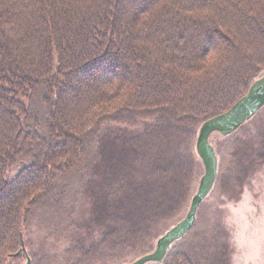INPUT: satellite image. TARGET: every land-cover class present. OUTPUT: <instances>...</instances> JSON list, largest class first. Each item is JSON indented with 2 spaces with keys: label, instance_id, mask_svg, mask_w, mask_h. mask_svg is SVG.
<instances>
[{
  "label": "trees",
  "instance_id": "trees-1",
  "mask_svg": "<svg viewBox=\"0 0 264 264\" xmlns=\"http://www.w3.org/2000/svg\"><path fill=\"white\" fill-rule=\"evenodd\" d=\"M263 75L264 0H0V264L152 252L204 173L201 125ZM209 141L194 224L145 264H231L221 201L206 203L264 164V106ZM36 224L45 246L24 255Z\"/></svg>",
  "mask_w": 264,
  "mask_h": 264
},
{
  "label": "rangeland",
  "instance_id": "rangeland-1",
  "mask_svg": "<svg viewBox=\"0 0 264 264\" xmlns=\"http://www.w3.org/2000/svg\"><path fill=\"white\" fill-rule=\"evenodd\" d=\"M240 186L239 195L234 200L222 204L224 199L222 200L218 191H215L206 205L214 209L213 206L219 205L221 201L218 210L221 211L219 216L229 234L228 243L232 248L231 264H264V164H258ZM84 204L79 211L81 216L86 214L82 212L85 211ZM43 231L39 224L34 225L31 234L32 244L27 243L26 247L22 245L24 255L25 249H30V246L32 248L33 244V248H44ZM22 264H26V260Z\"/></svg>",
  "mask_w": 264,
  "mask_h": 264
},
{
  "label": "water",
  "instance_id": "water-1",
  "mask_svg": "<svg viewBox=\"0 0 264 264\" xmlns=\"http://www.w3.org/2000/svg\"><path fill=\"white\" fill-rule=\"evenodd\" d=\"M263 106L264 75L254 81L247 93L235 102L229 110L208 119L201 125L196 140V151L203 163L204 173L199 180L197 191L191 199L185 217L158 238L155 249L152 252L139 257L129 264L162 261L169 246L190 230L195 221L196 210L200 202L211 191L217 176V156L213 146L210 144V136L215 132L221 136L231 134L244 122L251 119ZM26 264H30L28 256H26Z\"/></svg>",
  "mask_w": 264,
  "mask_h": 264
}]
</instances>
